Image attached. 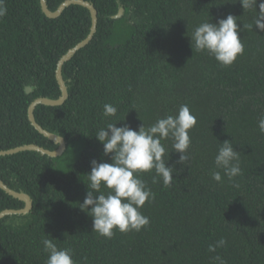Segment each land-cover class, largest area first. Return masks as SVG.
<instances>
[{"label": "trees", "instance_id": "1", "mask_svg": "<svg viewBox=\"0 0 264 264\" xmlns=\"http://www.w3.org/2000/svg\"><path fill=\"white\" fill-rule=\"evenodd\" d=\"M66 1L47 4L55 12ZM85 1L98 11V29L64 65L69 98L62 106L39 105L35 111L45 130L66 140L67 150L57 158L31 151L0 157V180L33 200L29 214L0 221V264H46L43 239L70 248L76 264H215L217 255L226 264H264V133L258 127L264 117V31L253 23L264 8L244 10L240 0ZM4 3L0 151L31 144L55 151L59 145L31 124L29 108L39 98L62 96L58 63L89 36L91 12L73 5L50 19L41 0ZM121 8L124 16L115 19ZM230 14L238 18L244 53L222 67L195 52L191 35L202 22ZM105 104L117 108L116 116H103ZM183 104L197 120L189 161L177 163L169 140L163 143L168 166L175 167L172 186L160 178L153 183L154 172L140 177L155 195L142 209L149 226L100 237L80 209L91 161L111 163L96 131L108 123L138 130L174 115ZM224 141L233 142L240 155L242 174L233 181L214 164ZM69 151L78 156L70 165L64 164ZM214 170L221 171V182L212 178ZM25 206L0 188V212ZM15 217L21 221L10 222ZM221 238L226 245L209 252Z\"/></svg>", "mask_w": 264, "mask_h": 264}, {"label": "clouds", "instance_id": "2", "mask_svg": "<svg viewBox=\"0 0 264 264\" xmlns=\"http://www.w3.org/2000/svg\"><path fill=\"white\" fill-rule=\"evenodd\" d=\"M240 3L244 10L264 8L259 0H240ZM6 14L4 0H0V18ZM253 23L256 29L264 31V12ZM240 32L238 18L231 14L216 23L211 19L194 29L191 47L194 45L195 52L213 57L220 66L230 67L244 53ZM117 111L112 104L103 106L105 117H114ZM196 123L188 105L183 104L174 115L157 118L147 127L143 123L138 130L128 125L117 127L115 123H108L96 131L95 137L103 146V155L110 157L111 163L93 160L91 172L87 175L88 191L80 209L92 218L94 233L112 239L116 231L140 232L149 226L150 220L142 209L146 203L155 200V195L140 177L154 172L153 183L160 178L165 187H171L175 167L168 166L170 158L166 159V156L170 154L163 142H172V149L179 154L177 163L185 165L190 159V131ZM258 127L264 133V117L259 119ZM220 144L214 160L215 168L222 170L224 176L233 181L242 174L239 152L233 147V142L224 141ZM211 175L215 181L221 182V171L214 170ZM226 243L221 238L214 245H209L208 250L214 253ZM42 244L47 254L46 264H76L70 248H58L53 239H43ZM213 261L215 264H226L218 255L213 257Z\"/></svg>", "mask_w": 264, "mask_h": 264}, {"label": "water", "instance_id": "3", "mask_svg": "<svg viewBox=\"0 0 264 264\" xmlns=\"http://www.w3.org/2000/svg\"><path fill=\"white\" fill-rule=\"evenodd\" d=\"M41 5H42L43 12L50 19L59 18L67 8H69L73 5H78V6H82V7L89 9V11L91 12V15H92L91 32H90L89 36L84 41H82L81 43L76 45L73 49H71L58 63L56 75H57V81H58L60 89L62 91V96L56 100L47 99V98H39V99L35 100L29 108V112H28L29 120H30L31 124L33 125V127L40 134H42L46 138L54 141L56 144H58L59 148L55 151H50V150H47L41 146L31 144V145L20 146V147L9 149V150L0 151V157L12 156V155L19 154L22 152L31 151V152H38V153H41L42 155H46V156H49L52 158H57V157L62 156L65 153V151L67 150L66 140L59 135L53 134V133L45 130L37 122L36 117H35V111L39 105L58 107V106L64 105L66 103V101L68 100L69 91H68L66 82L64 80V77H63L64 65L67 62L71 61L74 58V56L81 49L88 46L90 44V42L93 40V38L97 32V29H98V22H99L98 11L92 3L85 1V0H67L55 12H53L49 9L48 4H47V0H41ZM124 14H125V9L121 8L119 13L114 18L115 19L122 18L124 16ZM27 92L28 93L31 92L30 87L27 88ZM0 188L2 190H4L7 194H9L10 196H12V197H14V198H16V199H18V200H20L26 204L25 208L21 209V210L8 209V210H5L3 212H0V221L5 219L6 217H9V216H23V215H27L31 212V210L33 209V200L28 194L20 193V192L12 190L2 180H0Z\"/></svg>", "mask_w": 264, "mask_h": 264}, {"label": "rangeland", "instance_id": "4", "mask_svg": "<svg viewBox=\"0 0 264 264\" xmlns=\"http://www.w3.org/2000/svg\"><path fill=\"white\" fill-rule=\"evenodd\" d=\"M74 152L75 151H73V152L69 151L68 152V154L65 157L66 161H65L64 164H69L70 165L71 163H73L78 158L77 154L74 153ZM19 221H21V217H15V218L10 220V222H19Z\"/></svg>", "mask_w": 264, "mask_h": 264}]
</instances>
